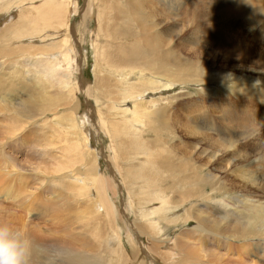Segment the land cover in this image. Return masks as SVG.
I'll return each mask as SVG.
<instances>
[{
  "label": "bare ground",
  "instance_id": "1",
  "mask_svg": "<svg viewBox=\"0 0 264 264\" xmlns=\"http://www.w3.org/2000/svg\"><path fill=\"white\" fill-rule=\"evenodd\" d=\"M76 1L0 0V76L5 78L0 81L5 85L8 62L11 75L21 71L22 80L30 83L24 99L0 93V205H4L0 222L33 240L31 264H264V124L257 122L260 115L253 116L257 110L223 106L221 113L212 115L205 105L183 113L173 106L182 95L175 92L193 72L179 69L178 16L169 5L173 0H148L162 7L155 13L145 11L142 0H87L81 8ZM222 7L232 18L225 31L234 32L249 22V36L261 32L262 27L257 29L253 22L259 16L264 21V0H224ZM76 16L79 22L94 20L95 28L80 33L79 24L69 23ZM219 16L208 15L207 21L211 24ZM200 18L192 16L195 23ZM209 26L202 34V44L208 42L212 53L209 59L213 61L217 53L220 58L235 56L224 46L238 48L243 54L231 61L240 63L239 73L211 70L213 63L200 65L193 49L198 72L192 81L224 85L231 95L235 87L246 85L263 97L264 67H249L246 59H261V50L249 46L246 51L227 42L222 27ZM86 44L93 53L92 79L83 70ZM251 122L260 125L259 134L251 130ZM244 124L247 131L239 133L237 127ZM93 126L108 141L105 154L94 146ZM211 142L218 144L211 146ZM10 152L15 157L45 158L50 166L43 167L41 179L35 178V173H42L29 174L33 172L27 165L17 167ZM74 171L79 176L74 177ZM105 171L114 179L129 176L124 185L131 192L129 228L120 223L122 218L129 220L123 211L119 213L106 188ZM223 173L233 174L242 192L227 195ZM53 179L54 191L33 186L37 180L41 184ZM61 182L95 210V216L79 227L73 228L64 218L67 206L51 202L62 199ZM192 187L203 188L192 193ZM169 193H177L175 205ZM74 199L77 206L79 201ZM190 201L199 204H185ZM27 217L43 219L44 226L31 225ZM189 221L194 225L186 230ZM93 223L100 224L101 231H90ZM178 225V235L165 234ZM192 231L205 234L207 241L187 233ZM87 236L97 244L93 246ZM70 254L86 263L64 258Z\"/></svg>",
  "mask_w": 264,
  "mask_h": 264
},
{
  "label": "rangeland",
  "instance_id": "2",
  "mask_svg": "<svg viewBox=\"0 0 264 264\" xmlns=\"http://www.w3.org/2000/svg\"><path fill=\"white\" fill-rule=\"evenodd\" d=\"M86 1L87 0H77L76 2L78 3L79 7L81 8V7H83L85 5ZM166 1H168V0H166ZM173 1L170 2L169 5L170 6L173 5V6H171L173 8V13H175L178 16L176 18V23H178V30H180L179 31V35H178L179 39L178 38L176 39L177 40V45H176V49L177 50L175 49L177 52H179L178 53L179 69L181 68V70L183 69V71H184V69H186V70L189 69L187 71L186 70L184 71V72H187V73L190 72V69H192V71H193L191 78H189V79L185 78V79H188V80H186L185 83L182 85V87H179L178 88L179 90H177L175 92V93H179L180 92V94H182V95H181V97L179 99L176 100L175 103H173V106L175 108H177L178 111L183 113V112H186L185 110H191V109L198 110V109H200L201 106L205 105V106H207V108L211 112V114L212 113L213 114H217L218 112L221 113V111H223L225 109L223 106L234 107V109H236V110H239V111L245 110V111H248V112L252 111L251 109L253 108L254 110H257L256 113L253 114V116H259L260 115V119L261 120L259 119V120H257V122L261 121L262 124H264V122H263L264 121V96L260 97L261 95H258L256 93V92H259L257 89L254 91V89L252 87H249V86H246V85H244L246 87L243 86L242 89H240V87L239 88L235 87V89H234V93L235 94L232 93V95H231V92L229 90L225 89L226 87L224 88V85H222L223 86V88H222V86H219L221 84H216L214 82H210V83H207V84H198L195 81L193 82L192 81V79H193L192 77L196 78V75H197V72H198V68H197L198 63L196 62L197 58L194 59V58L191 57V53L193 52L191 50H193V49L195 50L196 49L197 54H199V59H200L199 60V64L200 65L201 64L202 65H205V64L209 65L210 63H213V67H211L212 69L209 68L211 70H219L220 72L223 71L222 73H232V74L234 73L236 75L239 73V70L236 69V66L239 65L240 63L231 61V60L234 59L233 57H238L239 54H243V53L238 52V51H240L238 48L232 49V47H230L228 45L227 46L229 48L224 46V48L227 49L229 51V53H231V54H233L235 56H233V57H229L228 56L227 58H225V57L220 58L221 53H217V55H218V57L216 56L217 58L215 57L213 61L209 59V56H212L211 55L212 53H209V48L210 47L208 46V42H206V45L202 44L203 40H204V37H203L202 34H203V30L208 28V27H210L209 25L212 24V25H215L214 27H217V28L222 27L223 36L225 35L224 33H226V35H227V42L229 40H231V42L235 43L234 45H236V46L237 45L239 47L242 46L241 48H243V49H245V47H246V49H245L246 51H248L250 48H255V49L259 50V51L261 50V52H262L261 59H259L260 57H258V59L255 60V58H253L251 56H249V57L247 56L246 59L249 61V64H248L249 67H264V44H263V42H264V38H263L264 37V26L262 25L264 21L259 16V18H256V20L253 22L254 25L257 23L255 25V27L257 29L262 27L261 32L256 37H254V36L251 37V36H249L250 34L247 33V32H249V30L247 29V27L250 26L249 22H246V24L243 23V25L240 26L239 29L235 30L236 32L235 31L234 32H228V31H225L224 28L227 27L228 20H232V18L226 16V12H223V11H225V9L222 7V5L224 3V0H176V1L173 0ZM231 1H233V0H231ZM146 2H148V0H146V1L142 0V3H144V4H142L144 6L143 8H145L144 10L147 11V12L148 11L149 12L150 11H152V12L154 11V13H155V10L159 11L162 8V7L158 6L157 3H154V2L153 3H146ZM260 3H262V2H257L256 4H260ZM175 4H177V5L175 6ZM148 5L150 7V10H149ZM220 5H221V7H220ZM154 6L155 7L157 6V7L155 8ZM213 6L215 8L216 7L219 8V9L213 8V10H212ZM255 7H257V5ZM216 11H217V13H216ZM258 11H259V9L256 10L257 14H258ZM222 12H223V14H222ZM211 14H213L214 16L216 14L217 15L220 14V16L218 17L217 21H212V19H211V22H210L211 24H209V21H207V16L211 15ZM223 15H225L226 17H224ZM192 16H200L201 17L200 19L195 20L196 23L198 22L197 23L198 27H195V25H197V24L194 22V19H192ZM257 19H258L259 22L257 21ZM200 20H201V22H200ZM237 21L239 22L238 18L236 19V22ZM93 22H94V20H86L85 21L83 19H81L80 22H79V18L77 16L76 17H72L71 20L69 21L71 26H73L74 24H79L76 27V29L78 31H80V33L81 32H85L87 30V28L89 30L90 29L92 30L93 28H95V23H93ZM130 23H133V21H131ZM163 24H164L163 25L164 27L167 25L166 23H163ZM169 25H170V23H168V26ZM256 28H254V29L256 30ZM76 29H74V32H76ZM166 32H169V31L166 30ZM238 32L243 37H241ZM169 34H170V32H169ZM234 35H235V37H234ZM244 36L245 37L247 36V37L245 38ZM237 39H240V40H237ZM201 40H202V42H201ZM193 43H198V44L194 45ZM199 44H201L202 46H200V48H197V47H199ZM189 45H191V46H189ZM195 46H197V47H195ZM249 46H250V48H249ZM164 47L165 46H163V48ZM262 47H263V50H262ZM12 50H14L13 45H12ZM82 51H84V52L87 51V53H88L87 65H84V68H83V70L85 72L84 75L86 76V78L88 77L87 79H89V78L92 79L91 78V68H92L91 64H92L93 53H92L90 45H87V44L83 45ZM185 52H187V53H185ZM183 57H186V58H183ZM187 58H190V60L191 59L194 60L193 62L195 64L194 63H190V60L188 62ZM222 59H224V61ZM14 60H15L16 63H18V65H19V63L22 64V65H25L24 61H22L21 59L14 58ZM188 63H190V65ZM11 65L12 64L7 62V68H6V70L4 72L7 74L8 78L6 77L7 80H5L6 81L5 85L3 84L4 81H2L4 76L2 78L0 76V78H1L0 80L3 82L2 83L0 81L1 86H2V87L0 86V93L1 92H2V94L6 93V94H9L10 96L13 95L12 97H14V98H21V99L23 98L24 99V98H26V95H27V92H28V89H29L28 84H30V83L26 82V80H25V82H24V80H22L23 78L20 76L21 75L20 74L21 71L18 72L19 75L18 74L11 75L10 71L12 69H10V70L8 69V67H10ZM186 66H190V67H186ZM244 66H245V64H244ZM7 69H8V71H7ZM200 69H202V68H200ZM244 69L246 70V67H244ZM188 74H191V73H188ZM6 83H7V85H6ZM230 85H231V83H230ZM236 89L238 90V92L236 91ZM235 91L237 92L238 95L236 94ZM185 93H186V95H185ZM80 98H81L82 102L85 103L84 98L82 96H80ZM85 106H89L88 103H87V105L84 104V108H85ZM196 108H198V109H196ZM259 112H260V114H259ZM84 114L86 115L87 111L84 110ZM245 116H246V113H243V116H241V117L244 118ZM261 122H260V124H261ZM240 124H242V122H240ZM250 125H251V130L254 131V132H257L259 134L260 125L259 124H255V122H251ZM240 127H237L238 130H239V133H240V130H241V132L242 131L243 132L247 131L246 128H245V124H244L243 128H242L241 125H240ZM92 128H93V131L95 133V137H94V141H93L94 146L96 147V150L99 151V153L101 151H103L104 154H105V149L108 147V141L103 136L99 137L100 134L98 133V129L95 126H93ZM251 130H250V132H252ZM27 132L28 131H25L24 133L28 134ZM62 138H63V136L60 137V138L56 137L55 141L57 139L62 140ZM236 138H238V136ZM240 139H241V137H240ZM263 140H264V136H263ZM217 144H218V142H211V146H215ZM209 147H210V143H209ZM10 155L13 157V160H14L15 164L18 165L17 167H21L22 165L30 166V168L32 169L33 173H29V174H34L36 171H40L41 172V171H43L42 170L43 167L44 168H46V167L48 168L50 166V163L49 162L47 163V160L45 158L40 160L41 162H43V163H41L39 161V159H36V160L34 158L31 159V156L30 157L27 156V158H24L22 156H16L15 157L16 154L14 152H10ZM38 162H39V164H38ZM101 162H103V164H106L103 159H102ZM103 164L100 165V168L102 169V171H103V168H104ZM44 165H46V166H44ZM40 166H41V170H40ZM37 167H38V170H35V169H37ZM47 170H45V171H47ZM73 173L75 175L74 177L79 176L78 174H75V171ZM39 174L40 173H35L33 175V177H35L37 175L35 178L41 179L42 178L41 176H44L43 173H42L43 175L40 174V176H39ZM105 174H106V176L108 177V180H109V185L107 184L106 188L109 190L110 195L113 198V200H114V202L116 204V207L118 208L119 213L121 214L122 211H123V213L126 215V217L129 220L128 222H126L124 220V218H122L120 223L123 226V228H125V229L129 228L130 227V222H132V217H133V214L128 209L129 208V200H130V193L131 192L129 190L125 189V187H124V185H128V183H129V181H128L129 176L123 175L122 177L114 179L111 176L110 172L105 171ZM181 176L182 175H180V177ZM221 176H222V178L224 177L223 180L225 181V184H226L227 195L238 194L239 192H242V188L238 187V186L241 187V183L237 180V178H235L233 176V174L229 175L228 173H223V174H221ZM38 181L39 180H37V182H35V185H33L34 188L38 187L40 189V188H45L46 187L47 189H51V191L56 190L55 186H56L57 182H56L55 179H53L52 183H44L43 182V183L40 184V182H38ZM40 185H43V186H40ZM230 186H231V188H230ZM58 187H59V189L61 191L60 194L62 196V199L61 200L59 199V201H57V202H54L51 199V202H53L56 205H57V203H59L60 205L64 204L65 206H67L68 209L63 210L62 214H63L64 218L67 219L71 223L73 228L79 227V223L86 221L88 217L95 216V214H96L95 210L91 209L87 205L84 197L83 196H79V197L74 196L68 190L67 183H62L61 182V183H59ZM202 188L203 187H197V188L196 187L195 188L192 187V188L189 189V191L194 193V192H196L198 190H201ZM193 190H195V191L193 192ZM232 190L235 191V192H231ZM236 190L239 191V192H237ZM186 194H188V192ZM126 195H127V197H126ZM169 195H170V203L175 205L176 203L174 202V199L177 196V193H169ZM74 198H77L78 201H79V204L77 206L73 205L76 202V200ZM187 198L188 197H186V199ZM189 200H190V198L187 199L186 201H189ZM185 204L198 205L199 203H196L194 201H190V202H187ZM0 206L4 207L3 204L0 205ZM61 208L63 209L62 206H61ZM27 219H28L29 222H31V225H33V226H35L37 228H41V227L44 226L42 224L43 219H41V218L32 217L31 219H29L27 217ZM193 225H194V223L192 224V221H189V224L187 226H185L186 230H190L193 227ZM47 227L51 229L52 228V223L50 222L49 226H47ZM169 228H170L169 231L165 233L167 236L174 237L175 235H178L181 232V230H180L181 229V225L170 226ZM175 228L177 230H174ZM90 231H96V232L101 231V225L98 224V223H93V226H92ZM187 233H193L196 237H198L201 240V242L207 241V238H206L205 234H203V233H201L199 231H192V232H187ZM45 234H47V233H45ZM122 234H123V237H124L125 236L124 231H122ZM67 237H70V235H67ZM86 238L89 240V242L93 246H95L97 244L89 236H87ZM140 241L141 242L142 241L146 242V239L145 238H140ZM47 243L50 245V242H47ZM120 255H122V253H120ZM103 256L105 257V255H103ZM67 257H69V258L71 257L70 258L71 260L73 258H78L77 261H79L81 263H86L85 259L77 256L76 254H70L69 256L64 255V258H67ZM233 258L235 259V257H233Z\"/></svg>",
  "mask_w": 264,
  "mask_h": 264
},
{
  "label": "clouds",
  "instance_id": "3",
  "mask_svg": "<svg viewBox=\"0 0 264 264\" xmlns=\"http://www.w3.org/2000/svg\"><path fill=\"white\" fill-rule=\"evenodd\" d=\"M34 242L26 233L0 222V264H31Z\"/></svg>",
  "mask_w": 264,
  "mask_h": 264
}]
</instances>
